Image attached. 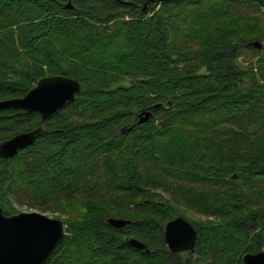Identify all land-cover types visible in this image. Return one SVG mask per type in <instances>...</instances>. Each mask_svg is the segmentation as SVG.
I'll list each match as a JSON object with an SVG mask.
<instances>
[{
  "label": "trees",
  "instance_id": "16d2710c",
  "mask_svg": "<svg viewBox=\"0 0 264 264\" xmlns=\"http://www.w3.org/2000/svg\"><path fill=\"white\" fill-rule=\"evenodd\" d=\"M254 40L264 42V0H0V100L45 76L82 84L32 145L0 155L6 214L28 205L68 226L46 264H244L264 249ZM41 124L38 112L1 109L0 144ZM177 216L198 231L194 253L168 249Z\"/></svg>",
  "mask_w": 264,
  "mask_h": 264
},
{
  "label": "water",
  "instance_id": "95a60500",
  "mask_svg": "<svg viewBox=\"0 0 264 264\" xmlns=\"http://www.w3.org/2000/svg\"><path fill=\"white\" fill-rule=\"evenodd\" d=\"M165 2L167 0H157ZM67 7H72L71 1ZM145 3L143 10H147ZM257 49L263 48L260 40L247 44ZM82 91L81 82L65 75H51L41 78L23 97L0 100L1 109H22L38 112L42 124L30 131L19 133L0 144V155L14 157L20 150L32 145L43 133V124L67 103L75 101ZM153 117L150 110L139 114V123ZM132 128H129L131 130ZM108 222L117 228L124 227L130 220L111 217ZM67 224L61 218L51 217L39 211H21L7 215L0 204V264H46L68 235ZM165 242L172 253L195 252L198 231L184 216L170 219L164 229ZM128 242L140 249L149 251L146 243L129 238ZM244 264H264V249L249 251L243 255Z\"/></svg>",
  "mask_w": 264,
  "mask_h": 264
},
{
  "label": "rangeland",
  "instance_id": "374dc122",
  "mask_svg": "<svg viewBox=\"0 0 264 264\" xmlns=\"http://www.w3.org/2000/svg\"><path fill=\"white\" fill-rule=\"evenodd\" d=\"M264 43V42H263ZM247 47V46H246ZM248 50L253 48V46H250V47H247ZM253 57V53H251V51H246L244 52L243 56H242V61L248 59V58H252ZM15 207L16 209L21 212V211H26V212H31V211H38L37 209H34L33 207H30L28 205H19L17 203H15ZM40 212V211H39ZM15 214V213H14ZM47 214L48 216H51V217H58V215L56 214H53V213H45ZM189 219H193V218H196V216L194 215V213H189L188 216Z\"/></svg>",
  "mask_w": 264,
  "mask_h": 264
}]
</instances>
